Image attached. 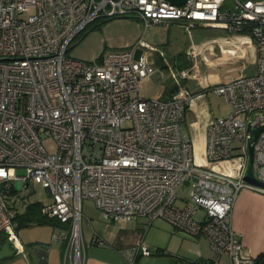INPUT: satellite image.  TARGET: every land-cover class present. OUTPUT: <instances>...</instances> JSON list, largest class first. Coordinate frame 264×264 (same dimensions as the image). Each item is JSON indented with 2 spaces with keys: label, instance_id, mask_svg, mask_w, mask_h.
<instances>
[{
  "label": "built area",
  "instance_id": "2783aa9c",
  "mask_svg": "<svg viewBox=\"0 0 264 264\" xmlns=\"http://www.w3.org/2000/svg\"><path fill=\"white\" fill-rule=\"evenodd\" d=\"M127 16L145 27L184 21L189 35L198 26L250 35L255 72L203 88L224 96L229 107L207 123L204 163L183 131L200 94L183 84L166 100L141 94L140 81L153 73L149 43L141 38L129 50L92 61L67 54L94 22ZM179 77L203 79L196 63ZM260 127L264 0H0V232L18 253L24 251L18 192H34L39 179L50 197L42 214L67 226L51 237L64 243V264H84V199L112 223L161 218L175 230L204 236L214 264H225L223 256L229 264H252L231 215L241 189L264 191V129L253 139ZM50 139L55 152L45 147ZM249 168L256 183L246 178ZM186 183L189 197L179 198L177 189ZM143 237L123 252L132 264L151 254ZM101 242L93 234L92 243Z\"/></svg>",
  "mask_w": 264,
  "mask_h": 264
},
{
  "label": "rangeland",
  "instance_id": "374dc122",
  "mask_svg": "<svg viewBox=\"0 0 264 264\" xmlns=\"http://www.w3.org/2000/svg\"><path fill=\"white\" fill-rule=\"evenodd\" d=\"M186 24L187 22L184 21H167L145 27L142 20L133 16L96 21L71 42L67 54L75 59L92 61L95 57H102L113 51L129 50L142 38L154 50L148 52L153 62V73L140 81L141 94L148 99L166 100L170 93H173V88L188 84L187 81L180 79L179 71L185 68L187 62H189L187 65L191 63L188 59L191 44H197L208 37L218 35L220 31L232 32L198 26L192 28V34L189 35L185 30ZM254 70V64H249L247 73ZM203 92L207 95L206 99L212 117L224 116L228 112L229 107L224 96L216 94L213 90H203ZM45 147L49 152L56 151V144L51 139L47 141ZM190 189V184L181 185L177 189V196L188 199ZM18 193L20 212H24L31 202L42 204L50 202V197L41 187L39 179L34 180V192L23 190ZM180 202L181 199H178L177 203L180 204ZM81 210V243L85 249L89 250L88 243L92 241L93 234L102 241L97 245L101 248L112 247L117 240L115 237L121 238L122 244L126 246L133 239L126 238L119 233L121 225L102 219L92 201L84 199ZM201 215L202 212H199L196 218H200ZM138 222L139 228L142 229L141 233L145 234L142 243L152 253L151 256L144 257L141 264H181L183 256L180 253L184 246L180 247L181 241L176 236L184 237L186 236L184 232L175 230L169 222L161 218L153 220L150 224L147 219H140ZM53 232L58 233V228L53 229L47 225L36 224L19 228L18 237L21 243L26 247H32V264H38L36 249L40 246L48 248L49 245L56 244L51 241ZM141 233L134 243L139 240ZM1 235L4 233L0 232V237ZM136 235L137 233L135 238ZM18 257H21L20 262L24 260L22 255ZM6 262L7 259H4L1 264Z\"/></svg>",
  "mask_w": 264,
  "mask_h": 264
},
{
  "label": "crops",
  "instance_id": "0c3cea01",
  "mask_svg": "<svg viewBox=\"0 0 264 264\" xmlns=\"http://www.w3.org/2000/svg\"><path fill=\"white\" fill-rule=\"evenodd\" d=\"M189 52L190 56H188V59L191 63L186 68H190L193 63H196L199 73L203 77L202 81L196 79L186 80L188 83L187 87L191 92L200 94L188 108L183 123L184 134L192 140L196 152L197 141L200 140L198 147H200L201 143L204 146L207 123L214 118L209 110L207 95L203 92V88L206 85H214L225 79H236L252 75L256 70L255 49L247 32L220 31L218 35L208 37L200 43H192ZM191 52H195L196 57ZM249 64H254L255 68L251 73H247ZM173 93H170L167 99L171 98ZM140 219L145 220V218H138L121 225L119 228L121 235L129 239L133 238L127 246L122 244L119 237H115L117 240L113 243L114 246L112 245L110 248H101L97 246L99 243H92V241L88 243L89 250L85 249L83 245L85 251L84 264H132V261L124 258L123 252L131 248L139 237L140 230H142L139 228L138 221ZM231 226L241 235L243 247L250 255L255 257L264 252V191L250 188H243L239 191L232 209ZM58 230L60 232V229ZM18 232L19 230L17 229V234ZM184 234L187 237L176 236L181 241L180 247L184 246L182 253H180L183 256L181 264L212 258L210 243L206 237H194ZM4 237H6L5 234ZM21 244L24 251L21 253L16 252L13 256L6 258L7 262L5 264H32V247H26L23 243ZM2 246L3 244L0 245V248ZM39 248H43L46 251L43 264H64L62 254L64 243L56 242L55 245H49L48 248L46 246H40ZM18 255L23 256L24 260L22 262L19 261L21 257H18ZM151 255L152 253L149 256ZM144 257L148 256L139 254L134 262L141 264ZM222 260L225 264H229L228 257L223 256ZM36 262L39 264V257Z\"/></svg>",
  "mask_w": 264,
  "mask_h": 264
},
{
  "label": "trees",
  "instance_id": "16d2710c",
  "mask_svg": "<svg viewBox=\"0 0 264 264\" xmlns=\"http://www.w3.org/2000/svg\"><path fill=\"white\" fill-rule=\"evenodd\" d=\"M187 63L184 66L185 68L190 65V64L187 65ZM172 91H175V88H173ZM41 205L42 204L40 202H31L26 206L24 212L19 214L16 218L18 222V230L21 227H26L32 224L47 225L52 227L53 229L54 228L61 229L67 227L66 225L60 223V221L56 220L55 218H49L48 216L42 214ZM6 240H7L6 237H4V235H1L0 245L4 244ZM187 264H214V261L212 260V258L209 260L199 259L194 262H188ZM252 264H264V252H261L257 256L253 257Z\"/></svg>",
  "mask_w": 264,
  "mask_h": 264
},
{
  "label": "water",
  "instance_id": "95a60500",
  "mask_svg": "<svg viewBox=\"0 0 264 264\" xmlns=\"http://www.w3.org/2000/svg\"><path fill=\"white\" fill-rule=\"evenodd\" d=\"M169 1L176 3V4H182V3H184L185 0H169ZM262 129H264V127H260L254 131V137H253L254 140L256 139L258 133ZM246 178L249 181L256 183V178L253 175L251 168L248 169V173L246 175ZM15 253H16V250L14 248H12L10 242L8 240H6L5 243L3 244V246L0 248V261L13 256ZM36 253L39 257V264H43L45 261V257H46V251L43 248H39V249H36Z\"/></svg>",
  "mask_w": 264,
  "mask_h": 264
},
{
  "label": "bare ground",
  "instance_id": "6f19581e",
  "mask_svg": "<svg viewBox=\"0 0 264 264\" xmlns=\"http://www.w3.org/2000/svg\"><path fill=\"white\" fill-rule=\"evenodd\" d=\"M200 140L197 141V144H196V152H197V161L200 162V163H204L203 162V158H201V150H202V146L203 144L201 143L200 147H198V143H199Z\"/></svg>",
  "mask_w": 264,
  "mask_h": 264
}]
</instances>
